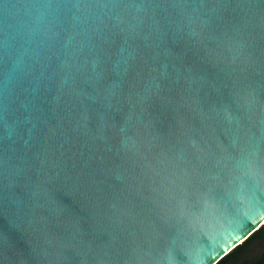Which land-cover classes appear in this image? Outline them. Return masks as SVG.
Wrapping results in <instances>:
<instances>
[{"label": "water", "instance_id": "95a60500", "mask_svg": "<svg viewBox=\"0 0 264 264\" xmlns=\"http://www.w3.org/2000/svg\"><path fill=\"white\" fill-rule=\"evenodd\" d=\"M264 223V0H0V264H216Z\"/></svg>", "mask_w": 264, "mask_h": 264}, {"label": "trees", "instance_id": "16d2710c", "mask_svg": "<svg viewBox=\"0 0 264 264\" xmlns=\"http://www.w3.org/2000/svg\"><path fill=\"white\" fill-rule=\"evenodd\" d=\"M254 243L264 247V223L216 264H264V251H258ZM249 254L255 256L249 258Z\"/></svg>", "mask_w": 264, "mask_h": 264}, {"label": "rangeland", "instance_id": "374dc122", "mask_svg": "<svg viewBox=\"0 0 264 264\" xmlns=\"http://www.w3.org/2000/svg\"><path fill=\"white\" fill-rule=\"evenodd\" d=\"M254 247H256V249H258V251H260V252H262V251H264V247H262V246H260V245H258V244H256V243H254ZM259 252V253H260ZM255 255H253V254H249L248 255V257L249 258H252V257H254Z\"/></svg>", "mask_w": 264, "mask_h": 264}]
</instances>
